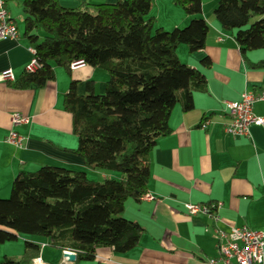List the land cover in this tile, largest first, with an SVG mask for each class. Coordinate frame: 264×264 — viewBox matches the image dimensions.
Segmentation results:
<instances>
[{
    "label": "trees",
    "instance_id": "16d2710c",
    "mask_svg": "<svg viewBox=\"0 0 264 264\" xmlns=\"http://www.w3.org/2000/svg\"><path fill=\"white\" fill-rule=\"evenodd\" d=\"M172 1L191 19L167 31L154 25L150 0L75 8L58 0H22L23 33L40 67L12 85L41 87L54 79V66L69 72L73 61L106 71L104 93L88 81L78 95L72 81L62 105L78 139L71 153L86 168L117 177L95 181L61 166L17 174L9 198L0 199V245L17 236L43 238L61 256L75 253L72 264L94 262L102 248L128 253L139 245L144 229L122 216L125 203L147 193L149 155L170 133L174 107L189 111L193 93L206 90L205 76L176 54L180 44L191 54L205 47L209 26L201 18L202 0ZM213 16L242 55L264 48V0H218ZM210 64L208 57L200 61L203 68ZM41 249L26 239L19 258L4 256L0 264H33Z\"/></svg>",
    "mask_w": 264,
    "mask_h": 264
},
{
    "label": "crops",
    "instance_id": "0c3cea01",
    "mask_svg": "<svg viewBox=\"0 0 264 264\" xmlns=\"http://www.w3.org/2000/svg\"><path fill=\"white\" fill-rule=\"evenodd\" d=\"M117 1L58 0V4L75 8ZM150 1L151 11L155 8L164 15L171 13L166 16L170 22L167 26L157 24V15L153 14L156 27L170 30L191 19L185 16L175 21L179 10L172 0ZM209 1L202 0L201 18L209 26L205 47L193 54L188 49H176L183 64L205 76L206 90L193 93L189 111H183L180 105L174 107L169 118L170 133L157 142L149 155L147 193L139 202L126 201L122 213L125 219L141 225L144 235L128 253L99 249L93 264H206L217 256V229L227 231L245 225L264 232V125L251 126L247 136L226 133L224 128L231 120L222 104L224 100L239 101L244 91H261L264 67L255 65L264 61V48L242 55L230 33L220 28L213 9L209 13L204 9ZM21 2L6 0L17 38L0 41V73L11 69L15 79L25 72L32 57L31 45L23 33ZM203 57L210 59L207 68L200 65ZM107 79L101 69L88 65L69 72L54 66V79L41 87L17 89L13 82L0 83V198L10 194L17 174L31 173L42 166L65 167L95 181L117 177L112 172L86 168L82 159L71 153L78 139L72 132L71 116L62 105L72 81L76 82V93L84 95L88 81H93L96 93H102ZM253 112L264 117V101L255 102ZM13 113L29 120L14 127L24 137L21 148L5 141ZM184 204L209 205L219 220L212 215L187 216L183 213ZM22 238L41 244L39 257L43 264L73 263L43 238ZM17 245L18 251L13 255L3 248V257L19 258L23 242Z\"/></svg>",
    "mask_w": 264,
    "mask_h": 264
},
{
    "label": "built area",
    "instance_id": "2783aa9c",
    "mask_svg": "<svg viewBox=\"0 0 264 264\" xmlns=\"http://www.w3.org/2000/svg\"><path fill=\"white\" fill-rule=\"evenodd\" d=\"M16 38L17 28L9 16L6 0H0V41L15 40ZM30 52L32 57L25 67V72H34L40 67L35 56V50L30 48ZM83 65L82 61H73L69 68L74 70ZM15 80V75L11 69L0 73V83H10ZM257 101H264V87L257 94L251 91H244L237 102L224 100L222 104L231 120L225 126L224 131L235 136H247L251 126L264 125V117L257 116L253 112V105ZM28 122L29 120L21 114L13 113L10 117L11 128L5 141L17 148H21L24 143V137L17 133L14 127ZM202 126L205 127V125ZM145 198L151 199L148 196H145ZM210 207L209 205L184 204L183 213L192 217L196 216V214L213 216L214 214H212ZM213 217L216 221L219 220L217 216ZM217 233L219 236L217 256L209 258L206 264H264V232L241 225L230 227L227 231L217 229ZM69 252L63 251V253ZM33 264L43 263L40 257H37L33 260Z\"/></svg>",
    "mask_w": 264,
    "mask_h": 264
},
{
    "label": "rangeland",
    "instance_id": "374dc122",
    "mask_svg": "<svg viewBox=\"0 0 264 264\" xmlns=\"http://www.w3.org/2000/svg\"><path fill=\"white\" fill-rule=\"evenodd\" d=\"M213 1L211 0V1H209V2H207V3L204 4V9L206 10L207 13L211 12L212 9H214L216 7V5H217V0H215V2H213ZM178 10L179 11L175 12V15H174V17H176L177 16L176 13L179 14V17L175 19V21H177V22L180 21L181 18H185V16H186L185 13L181 10L180 7H178ZM153 14L157 15V18H156L157 19V24L160 23V24H164L165 26H167L170 23L166 16L170 15L171 13H166L164 15L162 11L158 12L154 8L151 11V16ZM188 23L189 22H187V24ZM187 24L181 26V28L182 27H185ZM172 29H170V30H172ZM165 30L170 31L168 29H165ZM178 47L179 48H183V50H187L188 49L185 44H180ZM179 55L181 56L180 53H179ZM101 72H103V74H106L107 75L106 71H104L102 69H101ZM102 93H104V92H102ZM102 93H97V94H102ZM113 174H115V173H113ZM7 198H9V195L6 198H0V199H7ZM18 242L19 243L24 242L23 238L20 237L19 239L15 240V241H10V242H7V243H5L3 245H0V261L3 259V253L4 252H1L3 250V248H6L7 249L9 255H13L12 253H16L18 251L17 250V246H18L17 244H18ZM7 257H11V256H7ZM79 264H93V263L92 262H89V261H81Z\"/></svg>",
    "mask_w": 264,
    "mask_h": 264
},
{
    "label": "water",
    "instance_id": "95a60500",
    "mask_svg": "<svg viewBox=\"0 0 264 264\" xmlns=\"http://www.w3.org/2000/svg\"><path fill=\"white\" fill-rule=\"evenodd\" d=\"M64 258H66V260H68L69 262H74L76 260V254L75 253H63L62 255Z\"/></svg>",
    "mask_w": 264,
    "mask_h": 264
}]
</instances>
